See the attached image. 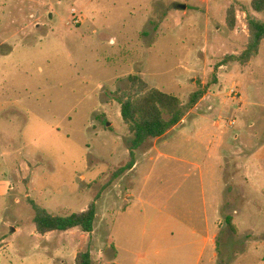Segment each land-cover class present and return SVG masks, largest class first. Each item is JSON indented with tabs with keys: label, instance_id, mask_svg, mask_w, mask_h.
<instances>
[{
	"label": "rangeland",
	"instance_id": "rangeland-1",
	"mask_svg": "<svg viewBox=\"0 0 264 264\" xmlns=\"http://www.w3.org/2000/svg\"><path fill=\"white\" fill-rule=\"evenodd\" d=\"M251 2L0 0V264H77L86 252L92 264H264V246L252 245L264 242V217L247 219L239 231L221 220L214 246L203 254L202 246H183L177 236L176 246H157L158 233L174 225L163 217L189 211L182 184L188 169L178 159L196 148L190 128L185 137L148 142L137 152L138 171L113 179L130 161L132 135L118 98L130 91L132 75L185 104L199 90L218 93L229 103L227 150L219 162H232L231 152L241 153L243 143L257 147L250 154L257 155L264 107L249 87L257 81L264 95V42L248 67L225 62L244 51L250 18L264 21ZM238 76L245 80L242 102L240 94L229 96L233 87L240 92ZM215 103L207 98L195 114L208 115L213 125L219 108L206 112ZM157 145L159 152L144 157ZM209 148L199 144L194 162L210 164ZM32 201L55 216L96 201L94 231L40 235Z\"/></svg>",
	"mask_w": 264,
	"mask_h": 264
},
{
	"label": "crops",
	"instance_id": "crops-1",
	"mask_svg": "<svg viewBox=\"0 0 264 264\" xmlns=\"http://www.w3.org/2000/svg\"><path fill=\"white\" fill-rule=\"evenodd\" d=\"M249 65H251V62L248 63L245 68ZM240 76H238L237 80L240 90V92L238 91V96L240 94L238 101L242 102L245 100V80ZM250 76L253 79L255 78L253 74H250ZM251 84L249 90L252 96L257 95L256 100L259 101V105L264 107V95L259 94L260 91L257 81ZM262 94L264 93L262 92ZM209 97L216 103L215 106L210 107L206 115L209 112L213 113L216 107L219 108L216 112L217 117L213 125H211L213 120H210V118L207 117L208 115L195 114L202 102ZM233 99L236 100V97H233ZM224 101L221 102L219 100L218 93L207 94L189 113V115L195 114L196 116L191 120L188 127H184L185 118L181 124L173 128L166 135L156 139L160 140L172 133H178L181 137H185L190 128V133L195 135L194 141H196L198 145L201 144L203 146L205 142L208 143L210 147V154H208V156L212 159V162L206 166L194 162L200 152L197 144H195L196 148L190 147V149H188L189 157L178 159L179 163L183 165V168L188 169V173L185 175L188 180L182 184L187 187L188 190V195L186 193L187 197L183 198V201L187 204L186 208H188L189 211L187 216L183 218L179 217V215H181L179 212L167 213L168 217H163L168 223L173 222L174 225L158 233L157 238L159 243L157 246H176L174 240L176 238L175 236H177L178 238L185 239L183 246H202L201 254H203L208 246H214L215 236L218 233V224L221 220H223V228L227 226L235 228L236 226L237 231H239V225L241 226V223L244 225L247 219L255 218V221L259 222V220L261 221L264 217V144L254 158H252L250 154H252L257 147L252 149L243 143L242 151H240L241 153L236 155V152H231V154L235 156L232 162L225 165L219 162L221 157L217 155L219 153L221 155V152L224 153L225 150H227L226 143L228 142L227 137L229 136L228 127L224 125V117L229 111V106H227L229 103L227 104V102ZM254 125L255 124L252 123L251 127H254ZM179 127L183 128L176 130ZM215 129L220 130V132ZM245 134V132L236 134L232 140L238 141ZM168 143L169 141L166 142V145ZM159 148L158 145L153 147L144 157L150 156L153 152H159L161 150ZM152 159L151 157V160ZM140 164L139 160L135 167L126 173V177H129L132 173H136ZM196 187H199L198 189L201 190L202 194H198ZM190 194L192 196H189ZM131 197L133 198V195L129 194L127 199L129 200ZM163 216H165V214ZM259 225L260 224L255 223L254 227L258 229ZM261 227H259V230H262ZM261 234L260 232V235ZM252 245L264 246V242L258 243L257 240H254Z\"/></svg>",
	"mask_w": 264,
	"mask_h": 264
},
{
	"label": "trees",
	"instance_id": "trees-1",
	"mask_svg": "<svg viewBox=\"0 0 264 264\" xmlns=\"http://www.w3.org/2000/svg\"><path fill=\"white\" fill-rule=\"evenodd\" d=\"M251 9L256 14L264 15V0H252ZM234 12V10H233ZM234 14V13H233ZM229 27L235 28V18L229 20ZM264 42V21L251 17L249 20V39L244 51L237 56H229L225 62H236L241 66L250 63L259 55ZM130 91L118 98L121 105V116L132 135L129 142L130 161L118 169L113 176L116 180L131 171L137 162V152L148 142L159 139L182 123L184 118L207 95L202 89L191 94L187 104L176 96L164 93L159 89H149L141 76L129 77ZM35 217L34 223L40 235L51 232H67L76 228L85 233L94 231L97 219V202L90 204L87 210L72 213L68 216H55L31 202ZM77 264H92L90 252L81 253Z\"/></svg>",
	"mask_w": 264,
	"mask_h": 264
},
{
	"label": "built area",
	"instance_id": "built-area-1",
	"mask_svg": "<svg viewBox=\"0 0 264 264\" xmlns=\"http://www.w3.org/2000/svg\"><path fill=\"white\" fill-rule=\"evenodd\" d=\"M79 20H80V17H79ZM230 96H238V90L236 89V87H233L230 90Z\"/></svg>",
	"mask_w": 264,
	"mask_h": 264
},
{
	"label": "water",
	"instance_id": "water-1",
	"mask_svg": "<svg viewBox=\"0 0 264 264\" xmlns=\"http://www.w3.org/2000/svg\"><path fill=\"white\" fill-rule=\"evenodd\" d=\"M180 7V9H182V10H185L186 9V6L185 5H181V6H179Z\"/></svg>",
	"mask_w": 264,
	"mask_h": 264
}]
</instances>
